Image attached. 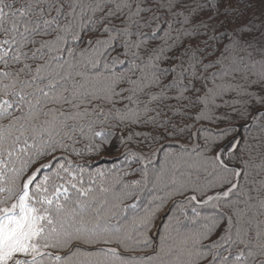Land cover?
Wrapping results in <instances>:
<instances>
[{
    "label": "snow or ice",
    "instance_id": "6c2138e0",
    "mask_svg": "<svg viewBox=\"0 0 264 264\" xmlns=\"http://www.w3.org/2000/svg\"><path fill=\"white\" fill-rule=\"evenodd\" d=\"M0 264H264V0H0Z\"/></svg>",
    "mask_w": 264,
    "mask_h": 264
},
{
    "label": "trees",
    "instance_id": "16d2710c",
    "mask_svg": "<svg viewBox=\"0 0 264 264\" xmlns=\"http://www.w3.org/2000/svg\"><path fill=\"white\" fill-rule=\"evenodd\" d=\"M162 155V154H161ZM110 164V161H108V160H105V159H101V165L102 166H108ZM175 209H173V211H174ZM163 222H166V220L165 221H163Z\"/></svg>",
    "mask_w": 264,
    "mask_h": 264
}]
</instances>
